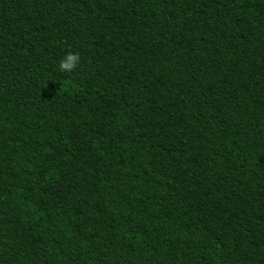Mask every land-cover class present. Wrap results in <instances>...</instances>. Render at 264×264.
<instances>
[{"label": "trees", "instance_id": "16d2710c", "mask_svg": "<svg viewBox=\"0 0 264 264\" xmlns=\"http://www.w3.org/2000/svg\"><path fill=\"white\" fill-rule=\"evenodd\" d=\"M0 264H264V0H0Z\"/></svg>", "mask_w": 264, "mask_h": 264}, {"label": "clouds", "instance_id": "9594fccd", "mask_svg": "<svg viewBox=\"0 0 264 264\" xmlns=\"http://www.w3.org/2000/svg\"><path fill=\"white\" fill-rule=\"evenodd\" d=\"M80 57L75 53H67L58 63V68L61 72H73L79 64Z\"/></svg>", "mask_w": 264, "mask_h": 264}]
</instances>
